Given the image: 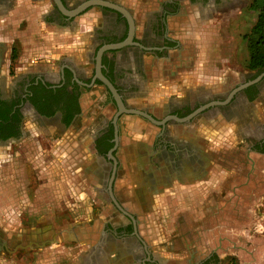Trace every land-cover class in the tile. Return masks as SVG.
Instances as JSON below:
<instances>
[{
	"label": "flooded vegetation",
	"instance_id": "flooded-vegetation-1",
	"mask_svg": "<svg viewBox=\"0 0 264 264\" xmlns=\"http://www.w3.org/2000/svg\"><path fill=\"white\" fill-rule=\"evenodd\" d=\"M83 1L86 0H72V3L68 4L67 0H61L66 9H73ZM109 1L123 6L130 13L134 24L132 40L135 43L104 50L100 57V71L116 88L126 107L142 109L156 120L164 121L156 124L138 114L121 112L116 119L117 142H115V129L112 119L117 111V106L108 88L95 76V55L98 48L103 44L117 42L127 36L128 21L121 12L100 4H89L79 12L67 15L51 0L52 6L48 7L44 14V22L50 26L67 27L75 18L85 22V19L87 21L86 17H89V13L84 15L86 11L93 7L96 8L100 13L99 24L97 26L92 24V28L86 30L87 35L85 37H93L95 40L100 38L101 40L98 42L96 40L94 43L92 54L88 58L89 62L84 66L75 65L68 59H62L60 65L55 68L51 66L55 70L52 76L44 72H21L15 75L10 82L0 78V147H8L7 145H11L18 138H23L22 136L28 132L24 119L29 116L36 127L40 126L44 130V142L39 149L40 156H44L42 162L44 164L49 162L50 165H53V162L58 160V169L60 171L62 169V175H59L60 171L55 173L53 167L51 170L60 177V181L71 180L73 182L76 173L68 165L69 168L66 170L64 161L67 155H64L63 150L58 148V138L68 129L73 133L80 132L87 135L93 156L92 160H102L107 165L102 173L101 195L109 200V205L113 210L115 208L118 210V215L125 222L123 225L113 226L108 223L104 226V230L108 232V237L121 240L120 244L122 245L114 244V259L133 264L134 262H138L136 264H161L150 254V249L146 243L142 239L136 238L137 225L142 228L148 226L151 217L155 216L146 212L150 211L149 204L151 202L147 197L159 185L156 180L161 178L162 161L165 160L167 163V169H178L182 168L186 157H192V159L198 157V153L191 154L190 139L185 142L175 137L171 138L170 131L176 128H193L200 123L215 127L216 121L221 118L226 120L228 114L235 112L238 118V121L236 118V123L241 122L240 125H244L252 137V142L247 145V151L253 154L264 153V121L254 117L255 110L253 108L254 103L257 101L261 103V98L264 96V74L256 82L232 93L225 103H211L224 100L239 83L253 79L258 74L263 73L264 70L257 71L248 68L251 71H256L255 74L230 85L225 84L226 82L223 80L219 87V89L222 87L223 89L217 95L197 93L190 99L172 100L164 104L155 103L153 107L147 104L129 103L128 99L138 96L144 85L148 83L149 75L156 72V66L150 67L152 60L158 62L160 59L168 60L162 57L166 56L169 49L180 47L177 39L171 35L172 30L167 20L179 12L181 0H161L159 7L153 11L142 8V26L139 34H137L138 25L132 7L123 5L119 0ZM188 1L190 3L205 2L204 0ZM214 2L222 11L231 6L230 0H214ZM7 4V0H0V6L4 7ZM75 21H73L74 25H76ZM147 55L151 56V61L146 65L144 58ZM101 87L104 88L108 96L102 102L101 99L96 101L97 96L93 95L95 90L101 89ZM92 91L93 93H91ZM89 99L93 100L91 103L92 110L98 112H95L91 119L84 112V104L86 101L89 102ZM201 106L204 107L188 120L180 121L170 117L173 115L180 118L185 117ZM107 108L108 115L106 116L103 110ZM152 108L159 110V114H156ZM124 115H135L143 124H148L145 125L153 130L150 143L145 144L141 141L119 142L121 119ZM249 115L255 119L250 118L248 120ZM161 130L164 134L157 135L156 133L161 132ZM6 134L10 135L4 138L3 136ZM77 136L80 135L77 134ZM74 142L79 143L80 141L78 142L77 138H73ZM161 144L165 145L164 149L161 148ZM138 159H143L146 163V166L140 170L137 165ZM211 161H215V159ZM216 161L217 166H221V163L225 165L224 160L222 161L220 158H216ZM130 162L132 164L135 162V167L130 170V173L140 176H138L140 182L130 186L132 187L131 191L126 193L127 198L135 202V209L123 204L118 200L115 193V181L127 171ZM120 169L123 170L121 176ZM65 171L66 173H64ZM71 184L76 187L74 182ZM149 226L151 225L149 224ZM29 234L31 237L32 234ZM2 237L3 239L0 238V253L10 255L13 250L19 248L24 252L27 250L23 245L28 243V237H25V240L18 239L16 236L5 237L3 235ZM33 240L38 242L41 239L35 236ZM16 245L21 246L15 249ZM212 260L213 257L209 255L196 264H211Z\"/></svg>",
	"mask_w": 264,
	"mask_h": 264
},
{
	"label": "rangeland",
	"instance_id": "rangeland-1",
	"mask_svg": "<svg viewBox=\"0 0 264 264\" xmlns=\"http://www.w3.org/2000/svg\"><path fill=\"white\" fill-rule=\"evenodd\" d=\"M7 1L8 4L6 6H0V36L2 37L0 39L2 44L0 48L3 51L11 50L9 72L5 73V80L10 82L15 75L24 72L25 66L29 63V49L34 41L40 40L38 38L40 36L39 32L45 29L44 14L47 8L52 6V2L51 0ZM249 2L250 0H230L231 6H228L223 11L219 8V12H216V22L213 23L214 26H211L210 29V32L213 28L217 29L221 37L219 40L221 46L219 52L225 57V60L219 59L216 62V65L221 69L219 76L216 78L221 82L224 80L225 84L228 85L239 82L249 75L252 76L256 72L249 70L247 67L248 50L243 36L249 31L256 17V12L249 8ZM67 3L71 4L72 0H67ZM36 5H38V8ZM33 6L36 13H34L35 17L30 24L29 15L30 10L34 12ZM131 7L133 14L136 16L137 34H139L142 26V10L134 5H131ZM16 10H18L17 13H15ZM11 12L15 14L11 15ZM87 13H89L87 21L81 22L75 18L73 21L76 20V25L72 21L71 25L65 28L74 26L71 30H77L76 32H80L82 36L87 35L86 30L91 29L92 24L97 26L99 24L98 20H100V13L96 8H90L84 15ZM184 17L185 15L183 14L178 16L181 19ZM187 25L180 22H174L170 25L171 35L178 40L180 47L172 51L171 55L168 52L166 56L162 57L168 60L160 59L158 62L153 59L150 67L156 66L159 68V64L166 66L171 64L181 72H178L181 77L186 74L185 68L193 58V49L186 44L187 32L184 28ZM199 28L205 29L202 26ZM203 33L208 35L209 31L205 29ZM77 36L79 38L80 35ZM74 37L75 35H72V38ZM92 38L87 37L83 40V49L84 44H92L93 47L96 40L97 42L101 40L100 38L96 40ZM73 54L72 50V52L70 51V53L60 57L50 58L52 60L51 66L55 68L60 65V62L65 57L71 60ZM223 68L225 70L222 72ZM181 77H176L179 78V84L182 82ZM222 89L223 87L216 90L213 89L209 93L217 95L221 93ZM153 90V87L144 85L138 96L129 98L128 102L141 105L147 104L153 107L155 102H149L152 97L150 92ZM183 91L185 92L186 90L184 89ZM93 95L97 96L96 101L100 99L106 100L108 97L102 87L97 89V92H94ZM253 108L256 113H254V117H257V120L262 119L264 121V96H262L259 105L254 103ZM152 109L155 110L156 114H159V110ZM249 116L247 117L248 120L250 118L255 119L252 115ZM127 118H136V116H123L124 120ZM228 118L226 120L221 118L216 121L215 127L211 126L214 128L210 130L211 135H213L210 159L216 160V158H220L222 161L224 160L225 165L221 163V166H217L216 164L212 167L213 169L211 168V174H215L216 177L211 178V182L206 183L204 187H200L194 200L197 201L198 205L196 210L191 211L190 207H187L186 204H190L193 200L186 198L185 194L181 200L182 205L179 207H176V205L172 207L164 206L161 214H155V216L151 217L152 219L149 223L151 226L149 224L148 226L153 228L150 233H155L157 243L153 247L154 249H150V254L161 264H196L209 255L213 257L211 264H226L229 261L236 264H264V173L257 175L254 172L256 170V162L259 161H255L254 154L246 149L247 145L252 142L250 132L247 131L244 125H240L241 122L236 123L237 113L228 114ZM24 120L26 121L25 126L28 132L22 136L23 138H18L11 145H7L8 147L1 149V175H6V178L8 176L14 177L19 181H23V178L29 175L32 180L28 184L30 189L33 186L39 188L42 184L45 185L48 182L50 187H43V189L45 192H49L50 198H54L51 200V205L54 201H60V204H64V199L67 201H72L71 199H73L74 201L73 195L78 191L77 185L74 187L71 182L64 185L61 183L60 177L55 174L56 171H60L58 169L59 161L53 162L54 173L49 167L50 163L45 162L47 164H44L41 160L44 158V156H40L39 152L44 142L43 128H40V126L36 127V124L32 123V119H29V116L25 117ZM17 161V168L12 167L11 162L15 164ZM45 167L47 170L42 173ZM14 168L15 171L13 172L12 169ZM122 171L120 169V176L123 173ZM61 172L62 169L59 175H62ZM17 187H19V183ZM124 188L127 187L125 186ZM22 189L21 186L19 190L17 189V199H20ZM123 190L125 189H121L119 183L116 184L115 193L118 200L135 209V202L127 198V194ZM2 192H7L4 198L9 203V190L2 189ZM203 194L209 195L210 202L208 207L201 206ZM47 202V200H44L43 205L46 206ZM100 202L101 200L97 203L99 206L102 205L101 203L103 205L109 204V200L105 198ZM114 214L115 216L118 214L116 208ZM21 217L24 221L29 220V216ZM14 218L15 216L13 215L0 214V238L3 239V235L5 237L15 236L17 221ZM180 237H182V240ZM22 240H25V237ZM8 245L10 246V244ZM0 264L18 263L15 257L6 255Z\"/></svg>",
	"mask_w": 264,
	"mask_h": 264
},
{
	"label": "crops",
	"instance_id": "crops-1",
	"mask_svg": "<svg viewBox=\"0 0 264 264\" xmlns=\"http://www.w3.org/2000/svg\"><path fill=\"white\" fill-rule=\"evenodd\" d=\"M119 1L126 6L134 5L139 9L145 8L146 10L153 11L159 7L161 0ZM204 1L205 2L190 3L188 0H181V9L179 12L175 16L168 18L167 22L170 25L174 22L188 24L186 28H184L187 32L186 44L193 49V58L186 66V74L183 75V77H181V74H178L180 71L177 67H173L172 65L166 67V65L159 64V68H155L156 72L149 75L148 83L145 84V86L153 87L154 89L150 92L153 98L151 97L149 102L164 104L172 100L183 98L190 99L197 93L208 94L211 90H216L222 85V82L216 78L221 71L219 66L216 65V62H218L219 59L225 60V57L222 56L223 54L219 52L221 48L219 40L221 37L217 29L213 28L210 32L211 26L213 27V23L216 22L215 15L216 12H219V7L214 0ZM36 6L38 8V5ZM32 9L34 12L30 10V24L35 17L34 13H36L34 6ZM17 12L18 10L15 11V13ZM15 13L11 12V15ZM181 14L185 15L183 19L178 18ZM86 18L88 19V17ZM170 25L169 27H171ZM201 26L209 31L208 35L203 33L205 29L199 28ZM44 28V30L39 32L40 36L38 38L41 41H34L31 44L29 49V63L26 66L23 65L25 66L24 72H44L52 76L55 70L51 67V59L70 53L72 50L74 54L71 61L75 65L80 64L84 66L89 62L88 58L92 54V44H84L83 49L82 43L87 37L82 36L80 32H76L77 30H71V28L74 27L65 28L59 27L58 25L50 26L45 22ZM72 35H75V37L72 38ZM77 35H80L79 38ZM1 38L0 36V39ZM1 46L2 44L0 42V47ZM175 49L178 48H170L168 51L169 55H171L172 51ZM219 55H221V57H219ZM63 59L70 60V58L67 57ZM144 61L146 65L149 64L151 56H145ZM10 63L11 50L3 51L0 48L1 80H4L5 73L7 71L9 72ZM224 70L223 68L222 72ZM177 76L181 77L182 82L180 84L178 82L179 78H176ZM184 89L186 90L185 92L183 91ZM95 92H97V90H95ZM91 93H93V91ZM85 100L87 99L85 98ZM92 101H86L87 103L85 102L84 104V112L85 114L87 113L89 119L95 115V112L98 113L96 110H92ZM102 101L103 100H101V102ZM257 104L259 105L260 101H257L256 105ZM107 110L108 108L103 110L106 116L108 115ZM121 121L123 124L121 123L119 142L128 143L130 141H141L145 144L151 142L153 130L143 124L141 120L137 118H127L126 120L121 119ZM211 128L214 127L200 123L193 128H176L170 131L169 135L171 138L175 137L185 142H187V139H190L191 154L198 153V157L196 159L186 157L181 166L182 168H178L179 170L177 168L167 169V163L165 160L162 161L161 178L156 180V183H159V185L152 194H149L147 197L151 200L149 204L150 211H146L148 214H161L164 206L172 207L176 205V207H179L182 205L181 200L184 198L185 194L186 198H191L193 200L190 204H186L187 207H190L191 211L196 210L198 205L196 203L197 201L194 200L198 195L200 187H204L206 183L211 182V178L216 177L215 174H211V170L213 169L212 167L217 164V161H211L209 155L211 141L213 142V135H211L210 131ZM77 134H79L81 138L77 136ZM82 134L80 132L73 133L68 129L58 138V148L61 149V151L63 150L64 155H67L64 161L66 170L70 167V169L76 173L75 181L73 182L75 186L77 185L78 191L73 195L74 201L73 199H71L72 201L64 199V204H60V201H54L51 205V200L54 198H50L49 192L47 193L43 189V187H50L48 182L45 183V185L42 184L39 188L33 186V188L30 189L28 184L32 182V180L29 175H26L23 181L20 180V183L18 179L10 176L6 178V175L3 176L0 173V214L15 216L14 220L17 221L15 236L18 239H22L23 237L29 238H27L28 243L23 245L27 249L25 252L19 248L18 250H13L12 254H10L12 257H15L18 264H129V262H119L114 259V244L122 245L120 244L121 240L108 237V232L104 230V226L108 225V223L113 226L125 224L118 214V216H115L113 208L109 206L108 203L105 205L101 203L103 199L101 195L102 173L107 165L102 160H92L93 156L89 148V140H87V135ZM156 134L163 135L164 133L161 130V132H157ZM73 138H77L78 142H80L73 143ZM161 148L164 149L165 145L161 144ZM1 149L2 147H0V152ZM254 159L255 161H259L256 162V170H254V172L257 175L264 173V153H254ZM12 162L11 166L17 168L18 161L15 162V164ZM67 165L69 167H67ZM137 165L140 170V168L146 166V163L141 159L138 161ZM49 166L52 167V165ZM78 167L79 170H77ZM134 167L135 162H133V164L130 162L127 166V171L115 181V187L116 184L119 183L121 189H125L123 191L128 193V191L132 189V187L128 186L137 185L140 182L139 175L138 177L130 173V170L134 169ZM15 168L12 169L13 172ZM46 170L45 167L42 173ZM64 173H66V171ZM69 182L73 183L71 180L61 181L63 185ZM18 183L19 187H17ZM20 186L22 193L20 199H17V189L19 190ZM125 186L127 188H124ZM2 189L9 190V203H7L8 200L4 198L7 192H2ZM44 200L48 201L46 206L43 205ZM100 200L102 205L99 206L97 203H99ZM201 202L202 207H208L210 202L209 195L203 194ZM21 216H29V220L24 221ZM137 228L136 238L142 239L149 249H154L153 247L156 246L157 239L155 238V233H150L153 228L149 226L142 228L138 225ZM29 233L32 234L31 237H29ZM35 236L41 240L35 242L33 240ZM180 239L182 240V237H180ZM19 246L21 245H16L15 249ZM104 249L105 251H102ZM6 255L3 252L0 253V262Z\"/></svg>",
	"mask_w": 264,
	"mask_h": 264
},
{
	"label": "water",
	"instance_id": "water-1",
	"mask_svg": "<svg viewBox=\"0 0 264 264\" xmlns=\"http://www.w3.org/2000/svg\"><path fill=\"white\" fill-rule=\"evenodd\" d=\"M53 2L57 5V7L62 11L64 12L65 14L67 15H73L77 12H79L80 10H82L84 7H86L87 5L89 4H100V5H104V6H107V7H110V8H113L119 12H121L124 17H126L127 21H128V33H127V36L123 39V40H120V41H117V42H112V43H106V44H103L102 46H100L96 52V55H95V76L108 88V90L110 91L111 93V96L113 97L115 103H116V106H117V111L115 112L114 116H113V119H112V122L114 124V129H115V142H117V137H116V119L118 117V115L121 113V112H127V113H134V114H138L140 116H143L145 118H147L148 120H150L151 122L153 123H162L164 120H156L155 118H153L150 114H148L146 111L142 110V109H138V108H134V107H126L122 100H121V96L120 94L117 92L116 88L113 86V84L101 73L100 71V57H101V54L103 53L104 50L106 49H115V48H119L121 46H124L126 44H131V43H135L133 40H132V37H133V31H134V24H133V20H132V17L130 15V13L127 11L126 8H124L123 6L117 4V3H114V2H111L109 0H86V1H83L81 4L77 5L75 8L73 9H66L61 0H53ZM264 74L263 73H260L258 74L256 77H254L253 79H250V80H247V81H243L241 83H239L227 96L224 100H221V101H214V102H211V103H225L229 97L232 95V93L242 89L243 87L253 83V82H256L257 80H259V78ZM202 107L204 106H201L197 109H195L192 113H190L189 115L185 116V117H177V116H170L176 120H180V121H185V120H188L194 113H196L199 109H201Z\"/></svg>",
	"mask_w": 264,
	"mask_h": 264
},
{
	"label": "trees",
	"instance_id": "trees-1",
	"mask_svg": "<svg viewBox=\"0 0 264 264\" xmlns=\"http://www.w3.org/2000/svg\"><path fill=\"white\" fill-rule=\"evenodd\" d=\"M249 8L256 12V17L249 31L243 35L248 50L246 64L249 69L261 71L264 70V0H250ZM226 264L236 263L229 261Z\"/></svg>",
	"mask_w": 264,
	"mask_h": 264
}]
</instances>
